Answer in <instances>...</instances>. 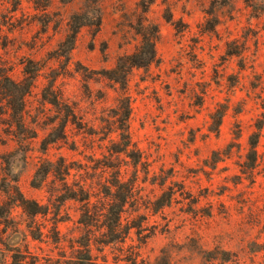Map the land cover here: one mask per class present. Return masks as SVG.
I'll return each mask as SVG.
<instances>
[{"label": "rangeland", "instance_id": "374dc122", "mask_svg": "<svg viewBox=\"0 0 264 264\" xmlns=\"http://www.w3.org/2000/svg\"><path fill=\"white\" fill-rule=\"evenodd\" d=\"M137 51L133 60L151 53L152 63L129 67ZM31 62L39 73L24 98L23 127L8 125L7 115L0 122V264H9L5 250H28L46 263L87 235L78 223L82 204L63 199L57 178L31 185L41 163L59 158L72 168L68 185L86 180L94 194L112 162L125 181L137 175L121 218L131 227L127 238L102 246V231L92 228L97 264H114L116 250H140L149 264H205L222 251L247 259V242H264V0H0V69L18 83ZM122 96L136 166L110 156ZM257 125L252 183L240 166ZM232 142L239 145L232 156L213 164L212 153ZM13 186L45 214L29 218L13 206L5 193ZM100 196L91 198L93 214L104 212Z\"/></svg>", "mask_w": 264, "mask_h": 264}, {"label": "trees", "instance_id": "16d2710c", "mask_svg": "<svg viewBox=\"0 0 264 264\" xmlns=\"http://www.w3.org/2000/svg\"><path fill=\"white\" fill-rule=\"evenodd\" d=\"M85 26V24H78L71 28L72 36L78 32V30ZM142 42L144 45L153 46L154 41L140 33ZM137 53L127 57L129 67H141L152 63L154 56L150 53L144 54L138 57V60H133L138 56ZM33 67L23 71V80L21 82H15L5 70L0 69V104L4 111L0 110V122L1 118L7 115V124L11 127L22 128L23 127V103L25 96L29 93L36 81L39 73V69L36 68L33 63H30ZM115 81L116 78H114ZM122 81V80H120ZM46 101L56 109L60 110L61 102L53 94H49ZM119 103V142L115 144V148L110 151V156L123 154L128 157L133 165L139 163L137 154L131 148L127 133V122L130 114V107L127 97L122 96L118 99ZM224 114H220L216 119V126L213 130L214 133L218 132L222 118ZM62 139H64V129L70 122L69 114L62 117ZM262 125L255 127L256 132H253L247 141L246 159L247 163H244L241 168V174L245 175L254 183V171L258 167V160L260 154L258 152L259 141L261 138ZM239 136L234 138L236 141ZM239 147L236 142L228 144L222 151H215L212 153V163L217 164L224 159H228L232 156L233 148ZM117 159H115L116 161ZM70 166L63 158H59L56 163L46 160L39 165L31 180L33 188H39L45 182L46 178L51 175L57 178L63 187V199L72 200L82 204L81 218L78 223L87 229V235L82 237L79 242H76L77 248L70 250L69 254L62 252L56 259H48L46 263H41L38 256L32 255L28 250H5L6 257L9 259V264H97V257L93 255L91 250L92 242V228H98V231H102L99 234L97 244L107 246L112 243L123 242L129 234L131 227L122 225V214L124 208L128 202L133 198L134 185L137 180V175L133 176V180L125 181L122 173V168L116 163H111L101 171L100 182L97 184V193L94 194V187L92 183H87L86 180H80L74 182L72 185H68V179L71 177ZM107 169H110L107 172ZM101 180H104L101 182ZM161 186L163 184H160ZM8 199L13 206L20 207L23 212L29 218H35L38 215H44V208L39 203L26 199L16 186L11 188V192H5ZM98 203L103 207L101 211L96 214L91 213L89 208L92 206L91 198L99 196ZM171 196H169L159 208L168 206ZM2 208V206H0ZM9 214V210L6 212ZM98 225V226H97ZM264 228V224H263ZM38 233L40 234L39 230ZM29 235L32 239H38L35 236L34 231L29 230ZM94 242V240H93ZM248 249L246 255L239 253H231L222 251L218 254L208 257L205 260V264H264V242H261L260 237H256L247 242ZM118 255L114 258V264H149L146 260L141 258L140 250H116ZM103 264H108L107 260H102ZM157 264V263H155Z\"/></svg>", "mask_w": 264, "mask_h": 264}]
</instances>
